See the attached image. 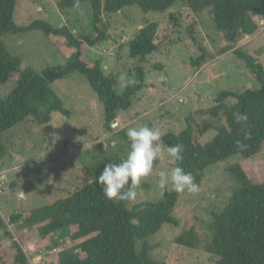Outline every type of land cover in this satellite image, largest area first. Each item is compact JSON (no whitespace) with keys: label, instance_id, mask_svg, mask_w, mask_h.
Wrapping results in <instances>:
<instances>
[{"label":"trees","instance_id":"1","mask_svg":"<svg viewBox=\"0 0 264 264\" xmlns=\"http://www.w3.org/2000/svg\"><path fill=\"white\" fill-rule=\"evenodd\" d=\"M19 2L0 0V85L8 84L16 77L14 87L4 95L0 94V134L30 119L39 125H48L56 112L70 117L71 112L53 84L75 72L85 76L98 95L104 108L105 129L113 131L118 117L133 106L145 87L147 56L158 50L156 40L160 26L157 21L149 22L127 43L130 57L139 60V65L134 80L119 93V79L113 73L106 74L103 61L92 59L87 53L88 49L109 38L101 27L104 16L134 5L145 13L165 12L179 2L186 4L195 15L207 11L220 37L219 40L213 38L216 44L212 52L200 44L199 56L191 61L192 64L202 68L214 56L233 51L255 75L259 87L244 92L226 90L220 93L214 106L190 114L186 118L187 126L180 133L165 135L166 146H184L183 159L173 167L179 166L191 173L194 182L201 187L211 165L235 155H241L245 160L253 159L263 152L264 68L256 57L239 51L235 43L261 32L257 14L264 17V0H62L61 7L84 2L91 4L92 32L80 35L67 24L56 27L41 19L18 25L14 17ZM170 18L177 20L175 13H171ZM238 27L235 40L231 41L230 33ZM35 30L66 40L67 46L74 50L67 64L39 70L25 65L20 55L9 52L4 36ZM163 68L161 64L154 67L157 70ZM229 98L236 101L227 104ZM237 111L246 113L248 120L237 123L233 116ZM209 130L216 134L202 144L200 139ZM245 132L251 133L250 139H245ZM116 135L130 150L126 131L121 129ZM237 140L246 145L243 150L237 148ZM4 151L5 148L0 146V159ZM126 157L119 155L115 162L106 159L99 167L104 169L105 164H119ZM228 173L237 185L228 203L211 213L209 232L212 235L204 248L210 255L211 264H264V170L253 177L248 167L239 163L231 166ZM97 177L80 181L73 189H68L65 196L53 199L41 208L22 209L8 221L0 211V247L2 240L7 238L12 251V256L0 252V264H32L26 250L9 229L11 226H18L17 230L21 231L33 229L39 238H51L49 250L59 248L66 238L72 240V246L53 256L52 264H167L154 258L148 239L166 223H175L172 214L180 192L166 189L160 200L129 207V202L107 199ZM16 185L14 181L11 188ZM198 242L195 226L185 229L175 239L177 245L191 249Z\"/></svg>","mask_w":264,"mask_h":264},{"label":"rangeland","instance_id":"2","mask_svg":"<svg viewBox=\"0 0 264 264\" xmlns=\"http://www.w3.org/2000/svg\"><path fill=\"white\" fill-rule=\"evenodd\" d=\"M61 1L20 0L15 22L23 26L41 19L56 27L67 24L77 35L90 34L91 4L84 2L61 7ZM171 13H175L177 20L170 18ZM257 15L264 21V17ZM153 21L160 26L156 40L159 47L147 56L145 87L133 106L118 117L113 131L105 129L104 108L98 95L85 76L75 72L53 84L71 112L70 117L56 112L48 125L42 126L30 119L0 134V146L5 148L0 159V211L7 221L22 209L41 208L53 199L65 196L66 191L80 181L99 176L103 171L99 166L106 159L115 162L119 155L121 158L128 155L127 143L116 132L126 131L129 127L149 126L160 133L163 141L152 173L142 178L134 189L137 197L129 202V207L162 199L166 189H174L171 183L165 188L159 186V173L170 171L177 162L167 152L165 135L180 133L187 126L186 118L214 106L220 93L226 90L244 92L259 87L255 75L233 51L214 56L202 68L192 64L191 61L199 56L200 44L212 52L216 44L213 38L219 40L220 37L207 11L195 15L186 4L178 2L165 12L145 13L134 5L104 16L101 27L109 38L88 49L87 53L90 58L103 61L106 74L113 73L119 79V93L134 80L139 65V60L130 57L127 43L140 28ZM3 41L10 53L20 55L25 65L39 70L67 64L74 52L64 38L37 30L8 34ZM235 45L239 51L256 57L264 68V30ZM157 64H161L163 70L154 69ZM167 74L171 87L163 85ZM15 81L16 77L8 84L0 85V94L8 93ZM235 101V98H229L226 103ZM215 134L216 131L209 130L200 142L210 141ZM239 163L248 167L251 176L257 177L259 171L264 170V150L253 159L245 160L241 155H235L215 163L207 169L197 192H180L172 214L175 223H166L148 239L156 260L167 264H211L210 255L204 248L212 235L209 232L211 213L228 203L237 185L228 173L229 168ZM14 181L18 185L12 189ZM191 226H195L199 238L196 247L177 245L175 239ZM17 227L9 229L26 250L32 264H52L53 256L73 245V241L66 238L59 248L49 250L51 238H39L35 230L21 231ZM9 245V239L4 238L0 252L12 256Z\"/></svg>","mask_w":264,"mask_h":264},{"label":"clouds","instance_id":"3","mask_svg":"<svg viewBox=\"0 0 264 264\" xmlns=\"http://www.w3.org/2000/svg\"><path fill=\"white\" fill-rule=\"evenodd\" d=\"M237 123L248 120L246 113L239 111L233 113ZM126 136L130 142V150L125 159L119 164H106L102 173L97 177V183L102 186L104 196L114 202H131L137 197L134 190L142 178L152 173L154 161L162 151V138L158 131H153L149 126L129 127ZM251 133L245 132V139H250ZM237 148L243 150L246 145L242 141H236ZM184 146L176 144L167 148V152L175 161L183 159ZM159 186L165 188L171 183L176 192H197L198 185L194 182L191 173L185 172L183 168L176 166L170 171L159 173Z\"/></svg>","mask_w":264,"mask_h":264},{"label":"water","instance_id":"4","mask_svg":"<svg viewBox=\"0 0 264 264\" xmlns=\"http://www.w3.org/2000/svg\"><path fill=\"white\" fill-rule=\"evenodd\" d=\"M238 29H239V27L236 28L233 32L230 33V39H231V41H234L235 40V35H236ZM163 85L164 86L171 87L168 74L165 76V79L163 80ZM0 169H1V167H0Z\"/></svg>","mask_w":264,"mask_h":264},{"label":"built area","instance_id":"5","mask_svg":"<svg viewBox=\"0 0 264 264\" xmlns=\"http://www.w3.org/2000/svg\"><path fill=\"white\" fill-rule=\"evenodd\" d=\"M260 25L263 26L262 30H264V21L260 19Z\"/></svg>","mask_w":264,"mask_h":264}]
</instances>
